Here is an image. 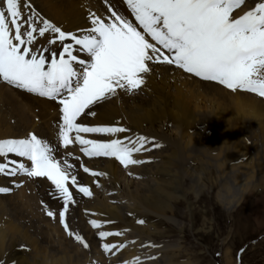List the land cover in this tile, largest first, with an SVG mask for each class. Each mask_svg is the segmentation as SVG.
<instances>
[{"label":"bare ground","instance_id":"6f19581e","mask_svg":"<svg viewBox=\"0 0 264 264\" xmlns=\"http://www.w3.org/2000/svg\"><path fill=\"white\" fill-rule=\"evenodd\" d=\"M256 2L260 0H246V5L233 15H242ZM21 3L24 17L35 13L38 26H42L39 20L43 18L78 37L93 27V16L108 22L112 11L136 23L126 0H21ZM34 35L35 42L28 46L32 50L43 52L48 48L57 53L62 50L59 41L48 43L58 34ZM43 54L50 61V52ZM79 56L87 58L84 52H79ZM74 67L80 70L79 65ZM149 67L151 70L142 74L144 83L139 89L131 92L117 89L115 95L85 110L95 115H81L77 119V123L89 127L129 129L114 135L81 133L85 139L109 141L142 135L160 145L146 144L151 151L133 155L145 163L128 167L115 157L85 155L82 146L75 142L74 132L70 134L73 142L63 147L59 100L27 92L0 78V140L37 135L56 149L53 155L62 166L65 160L74 166L70 172L76 176L78 186L87 187L92 193L85 196L77 187L68 185L76 203L69 206L66 221L73 233L85 239L88 244L85 248L60 223L63 201L53 195L54 186L46 177L0 175V187L9 189L0 192V250L7 251L11 261L17 264H199L192 259H180L181 244L158 242L156 237H164L166 233L155 221H175L168 213L174 211L171 203L175 199L186 198L183 188L186 178L195 180L190 173L192 162L226 166L229 171L225 168L222 173L226 182L231 183L235 175L248 180L245 185L235 186L233 200L224 201L228 210L240 204L258 178L253 165L264 167V98L246 92L233 93L174 64L149 62ZM210 148L219 151L210 155L206 152ZM9 158L30 166L26 158L14 154H9ZM179 192L181 195H177ZM47 211H53L55 218L49 217ZM92 220L101 227H92ZM256 220L259 224L264 222V211L257 213ZM101 231L122 234L101 239ZM105 243L124 247L105 251ZM226 259L229 264L234 262L229 255Z\"/></svg>","mask_w":264,"mask_h":264},{"label":"snow or ice","instance_id":"6c2138e0","mask_svg":"<svg viewBox=\"0 0 264 264\" xmlns=\"http://www.w3.org/2000/svg\"><path fill=\"white\" fill-rule=\"evenodd\" d=\"M0 3L3 5L0 6V78L27 92L58 99L62 106L60 139L63 147L73 142L70 134L74 132L75 142L89 157H115L128 167L145 163L134 159L133 155L151 151L146 144L160 147L142 135L109 141L85 139L81 133L114 135L129 129L77 123L81 115H95L85 110L115 95L117 89L129 92L139 89L144 83L142 74L151 70L149 62L174 64L195 77L217 82L233 93L246 92L264 98V0L239 16L233 14L246 5V0H126L135 24L112 11L108 22L93 16V27L79 37L43 18L39 20L42 26H38L35 13L25 18L21 0H0ZM47 32L58 34L49 44L59 41L62 45L59 53L43 49L50 52V61L40 50L28 47L36 40L34 34L43 37ZM79 52L86 53L87 58H80ZM74 65H79L80 70ZM55 151L35 134L24 139L0 140V158H3L0 175L46 177L54 186L53 195L63 201L60 223L69 236H74L87 248L85 239L73 233L66 221L69 206L76 203L68 185L77 187L85 196L92 193L89 188L78 186L76 176L70 172L74 166L67 160L62 166L53 155ZM9 154L26 158L30 166L10 159ZM83 170L89 172L87 167ZM7 191L9 189L0 187V192ZM46 214L55 218L53 211ZM90 223L94 228L101 227L95 220ZM121 234L99 232L101 239ZM122 247L103 244L105 251Z\"/></svg>","mask_w":264,"mask_h":264},{"label":"rangeland","instance_id":"374dc122","mask_svg":"<svg viewBox=\"0 0 264 264\" xmlns=\"http://www.w3.org/2000/svg\"><path fill=\"white\" fill-rule=\"evenodd\" d=\"M218 151L210 148L206 152L214 155ZM209 165L192 162L190 173L195 180L186 178L183 186L186 198L179 197L171 203L174 211L168 215L175 221H155L166 233L164 237H156L157 241L181 244L180 259H192L199 264H229L227 255L234 261L232 264H264V222L259 224L256 220L257 213L264 211V167L253 165L258 178L240 204L228 210L225 203L233 200L235 186L245 185L248 180L235 175L231 183L226 182L222 173L229 169ZM0 264L17 262L11 261L7 251L0 250Z\"/></svg>","mask_w":264,"mask_h":264}]
</instances>
